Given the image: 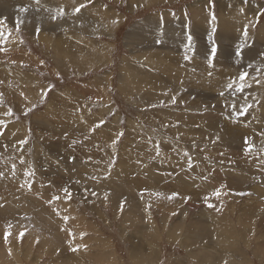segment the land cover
Returning <instances> with one entry per match:
<instances>
[{
    "label": "rangeland",
    "instance_id": "obj_1",
    "mask_svg": "<svg viewBox=\"0 0 264 264\" xmlns=\"http://www.w3.org/2000/svg\"><path fill=\"white\" fill-rule=\"evenodd\" d=\"M147 3L6 0L41 32L0 6V264H264V0Z\"/></svg>",
    "mask_w": 264,
    "mask_h": 264
},
{
    "label": "bare ground",
    "instance_id": "obj_2",
    "mask_svg": "<svg viewBox=\"0 0 264 264\" xmlns=\"http://www.w3.org/2000/svg\"><path fill=\"white\" fill-rule=\"evenodd\" d=\"M51 1V0H50ZM132 1H134V0H132ZM143 1H146V2H148L149 3V0H143ZM41 2V1H40ZM59 2H61V1H59ZM6 3V0H0V6H2V9H3V11H4V14L8 17V18H10L12 21H15V22H17V25H23V26H25L26 28H29V30L30 31H33L34 29H36V25H37V28H39V29H41L40 30V32L43 30V27H40L41 26V23H40V20H37V21H34V22H32V20L30 19L29 20V17L28 16H22V15H20L19 13H18V11L17 12H13L12 10H6V8L8 7L7 6V4H5ZM62 3V2H61ZM67 3V2H66ZM134 3V2H133ZM137 3H140V1L139 2H137ZM147 3V4H148ZM69 4V3H68ZM69 8V7H68ZM233 11V10H232ZM56 13V12H55ZM64 13V12H63ZM71 12H69V14H70ZM57 15V14H56ZM56 15H54V17L56 16ZM59 15V14H58ZM235 15H236V13H235ZM234 15V17H236ZM201 16H203V15H201ZM200 15H199V17H201ZM238 16V15H237ZM229 17V16H228ZM233 17V16H232ZM232 17H229L230 19L232 18ZM33 18V17H32ZM47 18V17H46ZM58 18V17H57ZM225 18V17H224ZM43 19V18H42ZM230 19H226V20H228V21H230ZM224 21H225V19H224ZM206 23V20L205 19H203V22H201L200 21V23ZM235 22V21H234ZM233 22V23H234ZM34 23H37L35 26H34ZM225 23V22H224ZM43 25V24H42ZM63 26V25H62ZM205 26H206V24L204 25V28H205ZM59 27V26H58ZM67 27H69L68 26V24H67ZM107 27H109V26H107ZM107 27H104V28H106L107 29ZM73 29H78V26H74V27H72ZM226 28L228 29V31L230 32V36H233L232 34H233V32L231 31V29L228 27V26H226ZM103 29V28H102ZM110 28H108V30H109ZM197 29V28H196ZM38 30V29H37ZM100 30H101V28H100ZM35 31V30H34ZM69 31V30H68ZM38 32V31H37ZM185 32V31H184ZM50 33V32H49ZM57 34V33H56ZM174 34V33H173ZM43 35V34H42ZM58 35V34H57ZM40 36V35H39ZM223 36V35H222ZM221 36V37H222ZM235 37H237V35H236V33H235V35H234ZM37 37H38V35H37ZM50 38V37H49ZM170 43H172L176 48L178 47V46H181V44H179V42H178V39H176L177 38V36H170ZM173 38V39H172ZM231 37H222V39L221 40H226V39H230ZM58 39V38H57ZM51 42H52V40H51ZM53 43V42H52ZM56 43V42H55ZM186 43H191L190 41H186ZM51 45V44H50ZM48 46V45H47ZM56 46V45H55ZM173 46V47H174ZM164 47H167V46H165L164 45ZM173 48V49H176V48ZM103 48V47H102ZM167 48H171L170 47V45L167 47ZM62 50V49H61ZM61 50H60V48L58 49V53H61ZM63 51V50H62ZM98 52H100L99 51V49H98ZM57 53V52H56ZM64 53V52H63ZM101 53V52H100ZM65 54V53H64ZM172 54H173V52H172ZM66 56V55H65ZM96 58L98 59V56H96ZM165 58V57H164ZM164 58L162 59V60H164ZM171 58V57H170ZM169 58V60L168 59H165L166 61L168 60V62H170L171 61V59ZM101 59V58H100ZM159 60H160V58H159ZM172 61H173V59H172ZM192 62H196V60H193ZM225 62V60H220V59H217L216 61H215V63H217L218 65L220 64H223ZM194 64H196L197 65V63H194ZM222 66V68L224 67L223 65H221ZM189 67L191 68V69H193L194 70V65L193 64H189ZM226 68H224L223 69V71L222 70H220V71H217L216 70V75H223L224 74V70H225ZM189 72H191V71H189ZM194 72V71H193ZM216 75H214L215 76V78H217V76ZM164 76H172V77H169V78H165L164 79V82H163V80H161L163 83L162 84H159V83H151V84H149L148 86H150V87H156V88H159L160 90H162L164 93H165V95H167V96H169V94H171V95H176L177 97H179V98H181V95H183V91L184 90H186V92L187 93H189V94H191L192 96H193V94H195V93H197V84H196V82L194 81V78H191V77H189V75H186V79L184 78V79H180L178 76H174V75H169L168 73H166V72H164ZM164 76H162L161 78H163ZM219 80V79H218ZM254 78L252 79V80H250V81H248V83H249V86L246 88L245 86V88L246 89H243V91H240V92H244L243 94H242V97H243V102L245 103V104H251L253 107H257V105H258V103H259V90H257V89H252L253 87H254ZM154 84H155V86H154ZM244 85H246V82H244ZM222 87V89L224 88L223 87V85H221L220 86V88ZM191 88H193V90L191 91V92H189V90H191ZM140 94L142 95V97H145L144 95L145 94H150V93H145V92H143V91H141L140 92ZM149 96V95H148ZM147 97V96H146ZM241 99V98H240ZM254 113L256 114V115H264V106H263V110H255L254 111ZM213 116H204V117H198L197 119H196V122H195V124H197V123H200V124H202L203 125V129H201V128H199V127H194V134H196V135H199V136H208V137H210V134L211 133H213L215 130H216V127H217V120H214L213 121ZM187 121H189V120H187ZM184 134H186V135H191L192 134V131H190V130H188V131H185L184 132ZM210 140V139H209ZM182 167V166H181ZM181 169V168H180ZM181 170H183V169H181ZM249 221H253V217H251L250 218V220ZM246 233H248V234H251L250 233V231L249 230H247L246 231Z\"/></svg>",
    "mask_w": 264,
    "mask_h": 264
},
{
    "label": "snow or ice",
    "instance_id": "obj_3",
    "mask_svg": "<svg viewBox=\"0 0 264 264\" xmlns=\"http://www.w3.org/2000/svg\"><path fill=\"white\" fill-rule=\"evenodd\" d=\"M20 11L23 12V11H26V9H21ZM75 11L78 13V12L80 11V8H76ZM60 14L62 15L63 12L61 11ZM212 19H213V21H214V20H215V16H213ZM244 35L247 36V31H245ZM0 39H6V37H4V33H3L2 31H0ZM216 51H217V49H216L215 47H213V48L211 49V52H212L213 56L215 55ZM236 55L239 56V55H240V52L238 51V52L236 53ZM185 59H187V57H185ZM247 75H248V73H247V72H244V73L240 74L239 79H240L241 81H244L245 78L247 77ZM228 87L231 88L232 85L229 84ZM243 89H244V84L242 83V84L240 85V87H239L237 90H238V91H243ZM221 95H223V93H221ZM174 102H175V100L173 99V103H174ZM248 107H250V105H249ZM247 110H248V108H244V109H242V111H241L239 114H243V113L246 112ZM9 114H11V110H9ZM121 135H123V134L121 133ZM252 148H253V146H252L251 144H249V146H248V148H247L246 151L251 152V151H252ZM185 155L187 156V153H185ZM189 166H191V161H190V160H189ZM29 174H30V173H29ZM29 187H30V186H29ZM68 195H69V198H70V193H69ZM216 195L219 196L220 193L217 192ZM55 199L58 200V199H60V197L57 196V197H55ZM209 207H212V205H209ZM10 235H11L10 232H6V233H5V235H4V241H5V243L8 242V238H9ZM19 236H20V238H22V237L24 236V233L21 232V233L19 234ZM73 250H75V249H73Z\"/></svg>",
    "mask_w": 264,
    "mask_h": 264
},
{
    "label": "crops",
    "instance_id": "obj_4",
    "mask_svg": "<svg viewBox=\"0 0 264 264\" xmlns=\"http://www.w3.org/2000/svg\"><path fill=\"white\" fill-rule=\"evenodd\" d=\"M98 8H100V7H98ZM99 11H101V10H99ZM68 26L69 27H67V30L74 31V32L77 31V33H79V25L78 24H74V25L73 24H68ZM74 26H78V29H73L72 27H74ZM81 26H83L85 29L88 28V24H82ZM99 28H101V27H99ZM94 30H95V26L92 25V27H90V33L93 34Z\"/></svg>",
    "mask_w": 264,
    "mask_h": 264
}]
</instances>
